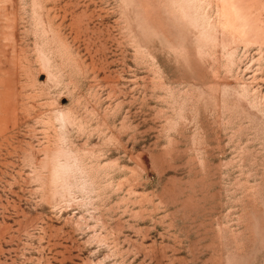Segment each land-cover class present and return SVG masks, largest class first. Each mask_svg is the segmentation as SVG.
Listing matches in <instances>:
<instances>
[{
    "label": "rangeland",
    "instance_id": "374dc122",
    "mask_svg": "<svg viewBox=\"0 0 264 264\" xmlns=\"http://www.w3.org/2000/svg\"><path fill=\"white\" fill-rule=\"evenodd\" d=\"M0 264H264V0H0Z\"/></svg>",
    "mask_w": 264,
    "mask_h": 264
}]
</instances>
